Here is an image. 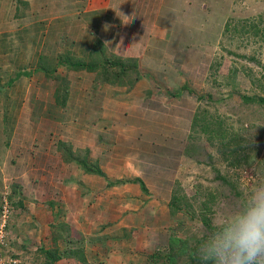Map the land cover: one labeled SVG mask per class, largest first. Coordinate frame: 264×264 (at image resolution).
Returning <instances> with one entry per match:
<instances>
[{"label":"rangeland","instance_id":"rangeland-1","mask_svg":"<svg viewBox=\"0 0 264 264\" xmlns=\"http://www.w3.org/2000/svg\"><path fill=\"white\" fill-rule=\"evenodd\" d=\"M25 1L28 2L21 3L23 7L17 10L16 0H0V92L8 78L22 69L31 72L30 76L21 78L25 90L31 91L32 85L42 84L51 87V93L65 79L60 72L54 75L62 79L52 74L53 66H58L56 63L66 53L71 54L66 57L82 62H86L81 58L83 54L89 60L102 54L101 45L105 49V44L97 36L100 24L106 26L117 20L124 21L125 16H135L132 21L146 20L145 23L150 22L148 20L164 23L171 19L166 16L163 0H112L105 11L87 13L89 0ZM184 8L183 15L179 13L177 19L188 20L192 14L193 21L206 25L199 43H195L199 46L207 43L209 66L205 86L193 94L199 102L197 118L195 116L183 142L173 173V185L168 188V200H145L135 220H127V226H122L120 232L90 237L95 239L94 243L68 226L72 241L78 245L77 241L82 240L86 262L61 259L55 264H103L106 261L109 264H201L196 255L200 239L221 223L224 216L236 210L257 185L264 184V105L242 100L243 96L264 97V0H203L200 4L195 0L191 9L185 5ZM81 20L85 33L76 28ZM108 28L111 31L105 32L107 45L117 48L128 43L120 39L124 37L123 31L134 30ZM62 85L59 86L61 91ZM0 95L4 97V93ZM164 120L151 119L152 125L158 127L154 133L172 132L171 125L164 129L159 127ZM28 123L29 127H39L40 120L30 119ZM2 138L9 141L8 130L5 129ZM167 141L164 136L152 142L162 143L161 150H168ZM18 142L16 139L15 143ZM54 148L51 153L61 154L57 158L63 162L62 153ZM75 152L80 155L82 151ZM29 156L33 158L30 154L19 155L23 167ZM13 157V152H8V158L0 161V170L1 166L10 165L6 159L11 162ZM39 158L51 163L49 157ZM67 163L64 165L67 168L72 164H76L75 169L79 166L75 162ZM14 167L0 175L1 211L4 205L10 210L0 233V244L5 246L0 256L9 260V264H45L39 247H54V234L63 233L57 227L61 223L68 225L65 216L58 212L59 202L56 205L47 203L50 192L46 182L56 174L48 169L41 173L40 186L45 194L34 197L33 194L24 195L19 183V174L27 180L31 174L16 171ZM13 185L18 186L17 193L10 198ZM24 186L28 188V184ZM69 187V193L67 188L65 192L73 195L79 192L80 183ZM123 194L120 192L122 197ZM173 197L177 199V207L169 206ZM18 201L22 202L20 208L15 205ZM126 207L119 205L121 217L128 210ZM22 243L25 247L20 249L17 244ZM56 245L62 250L63 240L57 238Z\"/></svg>","mask_w":264,"mask_h":264},{"label":"crops","instance_id":"crops-1","mask_svg":"<svg viewBox=\"0 0 264 264\" xmlns=\"http://www.w3.org/2000/svg\"><path fill=\"white\" fill-rule=\"evenodd\" d=\"M163 1L166 16L171 18L167 22L134 20L125 24L117 20L106 26L100 24L102 27L97 36L105 49L101 45L102 54L95 58L94 68L74 70L60 66L57 72L65 77L61 83L62 91L59 90L61 84L51 93V87L42 84L32 85L31 91L25 90L21 78L26 76L19 77L11 85L1 86L3 91L0 93H4V97L0 95V129L8 124L10 144L6 145L4 138L0 139V161L8 158V152H13L15 158L11 162L6 159L10 165L1 166L0 175L12 166L16 171L30 173L28 180L19 174L20 190L24 195L36 197L45 194L40 186L41 173L47 169L55 172L56 175L46 182L50 192L47 203L56 205L59 202L58 212L80 236L85 235L87 241L99 234L107 236L113 231L120 232L122 226H127V220H135L141 214L143 209L140 207L145 200H168V188L173 185V173L183 142L197 118L199 102L193 94L205 86L209 50L207 43L199 46L195 42L199 43L206 25L193 21L192 14L188 20L177 19L179 13L183 15L184 5L191 9L195 0ZM201 1L197 0V3ZM111 2L89 0L85 13L105 11ZM83 27L82 20L76 24L80 33H85ZM108 27L134 30L123 31L124 37L120 39H126L128 43L117 48L107 45L105 32L111 31ZM142 28L146 30L141 31ZM81 58L88 65V57L83 54ZM56 90L62 94L61 103L55 98ZM30 119L40 120L39 127H29ZM151 119H165L157 125L162 129L171 125L172 132L154 133L158 127L152 125ZM2 133L0 131V138ZM164 136L168 140V150H161L162 143L152 142ZM16 139H19L18 143H15ZM59 141L69 148L62 152L63 162L57 158L61 154L51 153ZM78 149L82 151L80 157L86 155L90 162L94 161L105 177L86 173L81 165L76 169L73 167L76 164L64 166L70 162L69 152ZM21 153L33 156H29L25 167L21 165ZM44 156L50 158V164L39 158ZM65 168L70 172L66 174ZM136 178L144 183L146 191L139 183L132 182ZM124 180L128 182L107 185V182ZM75 182L80 183L79 192L68 195L69 186ZM24 184H28V188ZM120 192L124 193L123 197ZM121 204L128 208L122 217L119 213ZM90 240L94 243L95 239Z\"/></svg>","mask_w":264,"mask_h":264},{"label":"clouds","instance_id":"clouds-1","mask_svg":"<svg viewBox=\"0 0 264 264\" xmlns=\"http://www.w3.org/2000/svg\"><path fill=\"white\" fill-rule=\"evenodd\" d=\"M134 18L125 16V24ZM208 233L196 252L201 264H264V184Z\"/></svg>","mask_w":264,"mask_h":264},{"label":"trees","instance_id":"trees-1","mask_svg":"<svg viewBox=\"0 0 264 264\" xmlns=\"http://www.w3.org/2000/svg\"><path fill=\"white\" fill-rule=\"evenodd\" d=\"M27 2L28 1H25V0H16L17 4H16L15 8L17 10H19L21 7H23V6H20L21 3L26 4ZM80 60L81 59H75L73 57L71 58V57L64 56L61 60H59V62L56 63L58 66H53L54 73L52 74V76L56 77L57 79H59V78L62 79V77L60 75H54V74H56L57 69L60 66H63L66 69L70 68V69H74V70H76V69H91L92 66L94 68L95 59L88 60L87 61L88 65H87L86 62H82ZM92 63H93V65H92ZM106 63H107V61H106ZM40 68L42 70H44L43 67H40ZM105 69H108L107 65H105ZM44 71H47V68H45ZM30 75H31V72H28L27 70H22V69L16 70L14 72V76L13 77H9L7 82H6V84L7 85L10 84V83L12 84L15 80H17L21 76L28 77ZM45 75L47 76L46 73H45ZM62 82H63V79H62ZM55 98L57 99V102L61 103L62 94L58 90L55 92ZM242 100H244L245 102L259 103V104H263L264 105V97H261V96H258V97L243 96ZM3 126H1L3 128L0 129V131L5 132V129L7 130V128H8V124L5 123V125H3ZM4 143L6 145H9L10 141H5L4 140ZM57 145H58V147H57L56 150L61 152V153L62 152L64 153L65 151L69 150V148H67L65 145H63L62 141H59ZM68 155H69L68 161L75 162L79 166L81 165L84 168V171L86 173L97 174L99 176H104L105 177L104 172L99 168V166L94 161L90 162L86 155L83 156V157H80L78 152H75V151L74 152H72V151L69 152ZM125 182H128V181L124 180V181H118V182H107V185L110 187V186H113V185H115L117 183H125ZM132 182L139 183L141 185L142 190L146 191L144 183L139 178L133 179ZM17 187H18L17 185H13L10 198L13 196V194L17 193V191L15 189ZM175 201H177V199H176V197H173L171 199L170 203H169V206L177 207ZM1 205H2V203H0V213H1ZM15 205L18 208H20V207H22V202L18 201V202L15 203ZM68 226L69 225H66L65 223H61L57 227V229H59L60 232L63 231V233L62 232L58 233L57 236H56V234H54V236H53V240H55L54 241V247H49V248H42L41 246L39 247V251H42V253L44 255V258H45L44 259V263L45 264H55L57 261H59L61 259H66V260L75 259V260H77L79 262H83V263L86 262V260H85L86 258H85L84 254H83V247H82V244H81L82 240L80 239V242L77 241L78 245H77V243L73 242L72 238L70 236V231H69V227ZM126 232L128 233V231H126ZM57 238H61L63 240L64 247H63L62 250H60L59 247L56 245ZM25 242H26V240H25ZM74 245H77V246L74 247ZM0 246H1L0 247V251H2L3 250L2 247L4 246V244H0ZM17 246L20 249H22L23 247H25V243L24 244L23 243L22 244H17ZM169 249H170V246H169ZM153 257H154V253H153Z\"/></svg>","mask_w":264,"mask_h":264},{"label":"built area","instance_id":"built-area-1","mask_svg":"<svg viewBox=\"0 0 264 264\" xmlns=\"http://www.w3.org/2000/svg\"><path fill=\"white\" fill-rule=\"evenodd\" d=\"M2 211H1V223H0V233H2L3 230V226L5 224V220L8 217L10 210L6 207V205H4L2 207ZM8 213V214H7ZM9 260H5L0 256V264H9Z\"/></svg>","mask_w":264,"mask_h":264}]
</instances>
